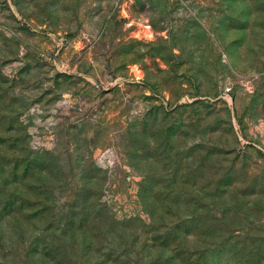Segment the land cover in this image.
I'll return each mask as SVG.
<instances>
[{
    "label": "rangeland",
    "instance_id": "374dc122",
    "mask_svg": "<svg viewBox=\"0 0 264 264\" xmlns=\"http://www.w3.org/2000/svg\"><path fill=\"white\" fill-rule=\"evenodd\" d=\"M0 264H264V0H0Z\"/></svg>",
    "mask_w": 264,
    "mask_h": 264
}]
</instances>
